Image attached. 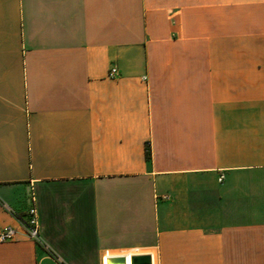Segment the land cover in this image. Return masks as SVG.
<instances>
[{"label": "crops", "instance_id": "0c3cea01", "mask_svg": "<svg viewBox=\"0 0 264 264\" xmlns=\"http://www.w3.org/2000/svg\"><path fill=\"white\" fill-rule=\"evenodd\" d=\"M7 227L0 264H264V0H0Z\"/></svg>", "mask_w": 264, "mask_h": 264}, {"label": "built area", "instance_id": "2783aa9c", "mask_svg": "<svg viewBox=\"0 0 264 264\" xmlns=\"http://www.w3.org/2000/svg\"><path fill=\"white\" fill-rule=\"evenodd\" d=\"M117 75V69L113 68L110 73V77L114 78ZM33 204L29 209L27 216L22 220L23 228L27 234V236L35 241L40 246L48 248L47 245L42 241L40 232H39V221H38V211L35 206V199H32ZM18 231L13 227L4 228L0 232V243H8L15 241L17 238Z\"/></svg>", "mask_w": 264, "mask_h": 264}, {"label": "water", "instance_id": "95a60500", "mask_svg": "<svg viewBox=\"0 0 264 264\" xmlns=\"http://www.w3.org/2000/svg\"><path fill=\"white\" fill-rule=\"evenodd\" d=\"M105 264H128V259L125 256L106 257ZM132 264H152L151 256L133 257Z\"/></svg>", "mask_w": 264, "mask_h": 264}, {"label": "trees", "instance_id": "16d2710c", "mask_svg": "<svg viewBox=\"0 0 264 264\" xmlns=\"http://www.w3.org/2000/svg\"><path fill=\"white\" fill-rule=\"evenodd\" d=\"M147 158L150 159V150L147 149Z\"/></svg>", "mask_w": 264, "mask_h": 264}]
</instances>
